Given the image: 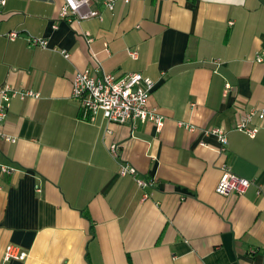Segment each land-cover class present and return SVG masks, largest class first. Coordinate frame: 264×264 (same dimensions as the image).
I'll list each match as a JSON object with an SVG mask.
<instances>
[{
	"label": "crops",
	"instance_id": "0c3cea01",
	"mask_svg": "<svg viewBox=\"0 0 264 264\" xmlns=\"http://www.w3.org/2000/svg\"><path fill=\"white\" fill-rule=\"evenodd\" d=\"M103 1L71 21L62 0L0 5V91L37 94L2 122L0 264H264V119L253 138L234 129L264 107V0ZM101 70L148 76L163 127L84 115L72 81ZM226 169L246 193H216ZM8 245L26 257L4 262Z\"/></svg>",
	"mask_w": 264,
	"mask_h": 264
},
{
	"label": "built area",
	"instance_id": "2783aa9c",
	"mask_svg": "<svg viewBox=\"0 0 264 264\" xmlns=\"http://www.w3.org/2000/svg\"><path fill=\"white\" fill-rule=\"evenodd\" d=\"M63 5L60 9V18L64 21H71L77 18L87 19L91 17H99V13L94 10H87L80 12L81 8L86 7L90 0H62ZM117 0H104V7L108 10L113 9V5ZM128 2L129 0H123ZM5 0H0V5H4ZM231 24V23H229ZM87 34V33H85ZM9 40H15L18 37L17 31H10L5 34ZM90 41V39H89ZM28 42L32 46L45 47L46 42L42 39L30 37ZM65 58L68 54L62 52ZM131 57H134L135 52H130ZM261 60V57H258ZM154 88V82L140 73H130L124 77H116L113 74L106 73L103 70L98 75H90L87 72L77 73L72 81L71 97L79 103L80 110L84 115L93 117L100 113L103 118L114 124L134 123L136 121H150L154 123L156 129L159 131L163 127V119L156 110L149 106V98ZM14 96L24 98L27 96H37L32 92L18 93L5 87L0 91V138L14 142L11 137H7L2 133V122L4 121L8 103ZM264 119V107L260 109H252L248 111L244 117L238 121L234 127L235 130L243 132L249 137H255L258 128L249 127L248 122L253 118ZM207 133L215 134L222 145L226 144V137L219 129H208ZM109 152L113 158L118 156V146L112 144L109 147ZM0 172L9 173L10 170L5 166L0 165ZM118 174L120 176L130 175L134 178L139 188H146L150 185L147 180L138 178L136 171L126 164H120ZM251 185L249 179H244L233 174L229 170H224L222 177L219 179L216 186V193L227 196L229 194L243 195L246 193ZM264 245V244H262ZM264 254V251H262ZM26 257L24 252L17 250L15 247L8 245L5 248L3 261L7 262L10 259L23 260Z\"/></svg>",
	"mask_w": 264,
	"mask_h": 264
},
{
	"label": "clouds",
	"instance_id": "9594fccd",
	"mask_svg": "<svg viewBox=\"0 0 264 264\" xmlns=\"http://www.w3.org/2000/svg\"><path fill=\"white\" fill-rule=\"evenodd\" d=\"M239 3H241V4H242V3H243V0H239Z\"/></svg>",
	"mask_w": 264,
	"mask_h": 264
}]
</instances>
